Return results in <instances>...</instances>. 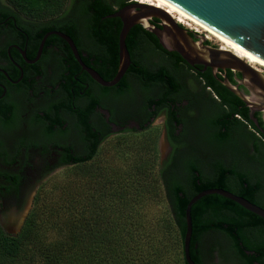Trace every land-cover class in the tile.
I'll use <instances>...</instances> for the list:
<instances>
[{
	"label": "flooded vegetation",
	"instance_id": "af4514ba",
	"mask_svg": "<svg viewBox=\"0 0 264 264\" xmlns=\"http://www.w3.org/2000/svg\"><path fill=\"white\" fill-rule=\"evenodd\" d=\"M80 1L44 19L0 7V203L23 204L27 187H39L62 167L91 164L107 140L157 127L168 147L161 169H190L191 159L197 175L214 184L209 188L264 208L263 113H255L254 147L256 130L242 125L240 133L236 113L221 125L226 109L204 80L210 69L221 83L212 69L190 65L140 24L126 37L131 62L123 77L101 84L92 72L109 82L119 68L123 22L112 15L122 7L97 18L95 7ZM151 22L160 26L157 18ZM189 187L191 198L200 192L192 181ZM215 203L214 227L195 244L200 258L211 248L220 263L264 264V219L225 196Z\"/></svg>",
	"mask_w": 264,
	"mask_h": 264
},
{
	"label": "trees",
	"instance_id": "16d2710c",
	"mask_svg": "<svg viewBox=\"0 0 264 264\" xmlns=\"http://www.w3.org/2000/svg\"><path fill=\"white\" fill-rule=\"evenodd\" d=\"M133 2L81 0L80 6L95 7L97 18H100V14L110 12L109 7L113 5L124 7ZM0 7H17L30 18L44 19L70 6L69 0H0ZM139 28L142 30V27ZM135 35L132 32L129 41ZM210 43L206 41V44ZM227 74L235 82L230 70ZM204 76L205 82L215 87L221 106L226 109L221 125L229 121L232 112L236 113V129L243 133L242 125L250 124L256 130L252 132L254 147L259 146L260 139L256 135L259 130L250 120L249 111L240 109V106L245 107L243 101L219 83L210 69ZM260 123L264 127V121L260 120ZM189 163L190 169H160L158 178L153 182L156 187L163 188L170 203L181 241L182 264H188L183 242L191 181L197 191L214 185L209 180L204 182L197 175V168L191 159ZM106 170L94 168L83 171L76 181H68L58 196L37 195L34 207L18 234L6 232L0 221V264H163L165 253L173 250L172 244L145 227L138 215L137 202L133 201L135 190L129 185L111 183V175ZM136 174L134 180L138 176ZM199 179L204 182L203 185H197ZM221 198L222 195L209 194L192 206L190 253L198 264H209V260L216 256L214 249L210 248L202 260L195 244L202 234L214 227L213 221L218 212L215 201ZM167 231V236H171Z\"/></svg>",
	"mask_w": 264,
	"mask_h": 264
},
{
	"label": "water",
	"instance_id": "95a60500",
	"mask_svg": "<svg viewBox=\"0 0 264 264\" xmlns=\"http://www.w3.org/2000/svg\"><path fill=\"white\" fill-rule=\"evenodd\" d=\"M171 10L205 28L229 42L236 50L254 58L264 66V0H158ZM112 16L119 17L123 26L120 32V60L116 76L106 82L97 73L94 78L101 84L112 86L126 72L131 62L126 37L130 29L140 24L153 33L161 46L175 51L190 65L211 68L214 76L249 108L250 120L259 126L256 112L263 113L264 120V71L250 64L229 49L220 45L206 44L208 34L196 33L182 26L166 9L148 3L134 1L117 10ZM159 19L156 26L151 19ZM67 38V37H66ZM73 50H77L68 38ZM78 55V54H77ZM227 70L234 72L233 83ZM239 72L241 77L236 76ZM221 74V77L218 76ZM248 90L245 93L239 86ZM219 194L234 200L247 210L264 219V208L223 188H208L194 195L185 210L186 231L184 236V257L188 264H198L191 256L190 245L193 233L192 206L202 197Z\"/></svg>",
	"mask_w": 264,
	"mask_h": 264
},
{
	"label": "rangeland",
	"instance_id": "374dc122",
	"mask_svg": "<svg viewBox=\"0 0 264 264\" xmlns=\"http://www.w3.org/2000/svg\"><path fill=\"white\" fill-rule=\"evenodd\" d=\"M208 40L213 45H220L215 39ZM167 148L166 141L160 136L157 127L143 133H129L120 138H111L102 145L91 164L62 167L47 177L39 187H27L26 192L30 197L25 203H0L1 225L6 232L18 234L34 207L37 195L42 193L49 198L58 196L62 187L68 184V181H76L83 171L106 168L111 175V178L108 176L111 183L129 185L135 190L133 201L137 202L138 215L143 219L145 227L162 236L169 245L172 244L173 250L165 253L163 264H182L181 241L177 235L170 203L163 188L153 184L159 176L160 164L167 156ZM136 173L139 177L136 176L134 180ZM32 196L35 198L32 199ZM167 230L171 236H167ZM209 264L226 263H220L214 256L209 260Z\"/></svg>",
	"mask_w": 264,
	"mask_h": 264
},
{
	"label": "bare ground",
	"instance_id": "6f19581e",
	"mask_svg": "<svg viewBox=\"0 0 264 264\" xmlns=\"http://www.w3.org/2000/svg\"><path fill=\"white\" fill-rule=\"evenodd\" d=\"M139 1L141 3H148V4H152L155 5L157 7H162L164 9H166L172 16H174V18L179 22V23H183V25H187L189 27H193L195 30H199V31H203L206 32L208 34V38L211 39H215L218 42H220V46H222V48L225 49H229L231 51H233L234 53H236L238 56L242 57L243 59L247 60L250 64L254 65L255 67L259 68V69H263L264 70V66L262 64H260L257 60H255L254 58L236 50L229 42H227L226 40L220 38L219 36L213 34L212 32L206 30L205 28L197 25L196 23L190 21L189 19L183 17L182 15L176 13L175 11L171 10L170 8H168L167 6H165L164 4H162L161 2H159L158 0H136Z\"/></svg>",
	"mask_w": 264,
	"mask_h": 264
},
{
	"label": "built area",
	"instance_id": "2783aa9c",
	"mask_svg": "<svg viewBox=\"0 0 264 264\" xmlns=\"http://www.w3.org/2000/svg\"><path fill=\"white\" fill-rule=\"evenodd\" d=\"M133 1H136V0H133Z\"/></svg>",
	"mask_w": 264,
	"mask_h": 264
}]
</instances>
